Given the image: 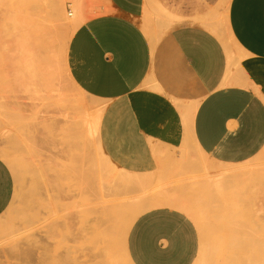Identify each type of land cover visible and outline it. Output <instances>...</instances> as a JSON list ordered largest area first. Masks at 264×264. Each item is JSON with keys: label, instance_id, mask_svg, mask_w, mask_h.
<instances>
[{"label": "rangeland", "instance_id": "1", "mask_svg": "<svg viewBox=\"0 0 264 264\" xmlns=\"http://www.w3.org/2000/svg\"><path fill=\"white\" fill-rule=\"evenodd\" d=\"M230 2L0 0V148L17 165L6 159L17 194L0 219V264H245L264 229V150L229 167L188 140V155L198 165L189 169L182 146L149 143L126 169L135 181L123 185L107 173L97 135L82 128L78 150L68 130L81 121L75 103L84 102L89 120L98 111L104 116L151 76L149 49L136 63V85L111 47H100L86 28H67L78 9L109 10L118 23L138 31L147 26L162 40L177 28L200 27L192 22L196 17L223 27ZM56 3L62 20L54 18ZM170 14L184 22L165 27ZM81 35L97 59L96 74L77 60ZM217 37L230 49L231 42ZM154 150L173 161H159ZM233 168L252 178L207 189L211 171Z\"/></svg>", "mask_w": 264, "mask_h": 264}, {"label": "crops", "instance_id": "2", "mask_svg": "<svg viewBox=\"0 0 264 264\" xmlns=\"http://www.w3.org/2000/svg\"><path fill=\"white\" fill-rule=\"evenodd\" d=\"M228 49L204 27L177 28L151 59L157 89L117 98L100 128L102 147L129 169L149 143L177 149L192 141L225 165L251 161L264 150V0H231ZM17 194L16 174L0 155V219Z\"/></svg>", "mask_w": 264, "mask_h": 264}, {"label": "bare ground", "instance_id": "3", "mask_svg": "<svg viewBox=\"0 0 264 264\" xmlns=\"http://www.w3.org/2000/svg\"><path fill=\"white\" fill-rule=\"evenodd\" d=\"M55 6L54 18L56 20H62L63 15L61 6L58 5V3H56ZM77 11L78 12L76 19L67 28L71 29L72 31H78L81 28H86L93 40H95V42L100 47H111L116 58L125 66L128 79L136 85L139 84V77L136 71V63L143 57V52L145 49H149L150 51H152L153 56V52L160 42V38L157 35L151 34L148 31L147 26L138 31L134 26L130 24L118 23L115 19H113L114 15L109 10L103 13L97 11L84 13L80 9H78ZM167 15H169L168 12ZM170 16L172 17L169 18V21H171V23H165V27L170 26V24L171 26H174L180 22H184L180 18L173 19L174 16L172 14H170ZM192 22L195 24H200L202 27L206 28L216 36L220 35L221 37H224V40L227 43L231 42L230 31L227 23H225V25L222 27L221 25L211 24L203 18L197 17L194 18ZM84 38L85 37L81 35V38L78 40L79 45L75 50L77 60L85 63V66L89 67L90 72L96 74L99 70V65L97 63V59L90 54L91 52H93L92 49H89L85 46L86 41L84 40ZM66 50L67 48H65V51ZM141 86H143L144 88L157 89V85L155 84L152 75L150 76V80L148 82L141 83ZM67 104L70 105L71 101L67 102ZM73 110L79 113L81 120L80 122H74V124L70 125L68 129L72 139L74 140L73 147L79 150V147L82 145H79L75 142V137H77L82 128L92 135H97V152L99 153L100 158L106 164L105 168L107 173L114 174V179L123 185H128L134 182L135 180L131 173H129V171H127L126 169L115 165L113 161L108 157V155H106L102 147L99 134L103 113H100V111H98L94 115L93 119L89 120L88 116L85 113L87 111H85V105L82 100L78 103H75V107ZM83 114L84 116L82 118ZM195 147L199 152L204 154L197 145H195ZM182 148L183 150H186V154L188 155L189 153L187 151V141L184 142ZM153 152L157 156V159L159 161H173V159L167 154H162L155 150ZM0 155L10 161L13 166H17L16 161L8 150L0 148ZM186 164L188 165L187 167L189 169H194L198 166L189 155L187 156ZM241 165L242 164L224 166L235 167ZM210 174L212 175V181H209V183L211 184L209 186L210 188L208 187L207 189L210 190L211 193H213L214 190H218L219 188H225L224 186H227L228 184L232 185L235 182L252 178V174L245 171L244 168H233L225 170L214 169L210 172ZM203 190L205 191V189ZM195 191L196 190H194L193 192L196 193ZM260 232V235L255 237V241L253 242V255L251 254L250 256L245 258L246 260L244 259L245 264H264V229Z\"/></svg>", "mask_w": 264, "mask_h": 264}]
</instances>
